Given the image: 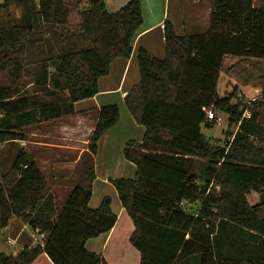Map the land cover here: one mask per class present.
Returning <instances> with one entry per match:
<instances>
[{
	"label": "trees",
	"instance_id": "16d2710c",
	"mask_svg": "<svg viewBox=\"0 0 264 264\" xmlns=\"http://www.w3.org/2000/svg\"><path fill=\"white\" fill-rule=\"evenodd\" d=\"M70 12L68 0L0 5V145L25 141L30 127L74 115L76 103L99 93L111 64L132 56L144 23L140 0L116 13L105 0H86L74 28ZM164 35V59L137 50L140 82L124 99L145 128L143 140L128 142L123 153L136 177L109 180L133 222L130 242L140 264H264V92L247 107L233 102L236 94L222 98L218 91L226 58L264 63V2L254 7L251 0H214L206 33L180 37L165 21ZM30 51L42 60L32 69L35 92L29 95L22 79L30 71ZM203 108L228 115L234 132L224 146L202 132L216 125ZM119 120L118 105L98 111L91 158ZM200 159L205 165L198 174ZM87 173L90 184L75 187L59 204L31 153H17L0 175V231L20 218L44 236L43 247L16 257L0 254V264H109L86 243L111 232L118 217L108 197L90 208L93 166ZM251 193L260 195L259 204H249Z\"/></svg>",
	"mask_w": 264,
	"mask_h": 264
},
{
	"label": "crops",
	"instance_id": "0c3cea01",
	"mask_svg": "<svg viewBox=\"0 0 264 264\" xmlns=\"http://www.w3.org/2000/svg\"><path fill=\"white\" fill-rule=\"evenodd\" d=\"M129 1L126 2L128 3ZM251 1L254 7H259L257 5L259 0ZM142 3L144 23L135 39L130 59L120 58L115 60L111 64L109 75L99 81V93L92 99L76 103V113L74 115L30 127L32 129L30 139L28 141L25 139V141L17 142L22 148L29 150L47 182L51 181L53 187L63 190L67 197L81 182H86L85 186L90 184L86 160L89 161V163L87 162L88 165L93 162V196L89 206L91 209L96 210L105 197H110L112 209L117 215L118 221L126 212L119 203L120 199L116 189L112 188L109 182L114 177H111L108 171L105 172L104 169H101V162L105 163V161H100L99 159L101 155L105 157L107 154L109 155V162L112 161V158L118 157L119 159L122 156V152L124 153V148L128 142H141L145 135V128L138 126L133 118L128 120L127 125L123 124L120 115L121 121L100 139L98 153L92 158V161L91 156L88 154V145L95 129L98 111L105 106L118 105L121 114V110L124 109L123 105H125L124 99L126 95L134 86L139 84L140 70L136 59L137 50L143 48L155 58H165V46L163 47L165 37L159 30L164 27V22L168 21L169 13L167 11L170 6V0L165 1L167 10L161 16L159 15L160 5L157 4V0H146V8L144 0H142ZM79 6L81 9L82 5ZM213 9L214 0H176L173 2L172 11L175 16H173L174 18H176L177 13L182 15L183 18L181 20H183V23H179L183 26V36H185L206 33L210 26V16ZM170 22L176 30V22L178 21L170 19ZM156 31L158 33L153 35ZM183 36L181 35L180 37ZM229 58H226V60ZM30 86L32 85L30 84ZM126 162L124 165H128ZM130 167L132 169L125 177L127 179H133L136 175V166ZM45 172L48 173L49 179H47ZM107 188L110 189V193L104 191ZM251 197L255 200V204L254 202L250 203ZM247 199L251 206L260 203V195L257 193L249 194ZM118 221L111 232L96 239H91L86 243V249L89 252L101 255L109 264L112 263L107 258L108 245L117 233ZM134 231V226L132 229L130 228V231L128 226L129 233L127 232V234L129 240ZM38 236L42 237L43 235L34 231L20 218H12L8 226L0 231V254L16 257L25 249L35 247V239H38ZM14 247L19 248L17 252L12 251ZM113 251L117 252L116 248ZM128 252L130 256L127 261L131 264H140L141 257L139 254L131 250Z\"/></svg>",
	"mask_w": 264,
	"mask_h": 264
},
{
	"label": "rangeland",
	"instance_id": "374dc122",
	"mask_svg": "<svg viewBox=\"0 0 264 264\" xmlns=\"http://www.w3.org/2000/svg\"><path fill=\"white\" fill-rule=\"evenodd\" d=\"M126 1H128V0H105V3H106L107 10L110 13H116L122 7V5L127 3ZM140 1H141V4H143L142 0H140ZM165 1L166 0H157V4L160 5V9H159V15L160 16L163 14L164 11L167 10ZM175 1L176 0H170V6H169V9L167 11L169 13L168 21L170 22V19H176V21H178V22H176L177 27H176L175 33L179 36H181V35L183 36L184 35V29H183V26H181L179 23V22H181V24L183 23V20H181L183 17L181 14H179V13L176 14V12H175L176 18H174L175 16H174V13L172 11L173 10V2H175ZM2 2H3V0H0V5L2 4ZM81 2H82L81 5L83 7L86 3V0H83ZM263 2H264V0H259L257 5L260 6L261 4H263ZM144 3H145V8H146L147 7L146 6V0H144ZM68 4L70 5V9H71L70 16H69V22H70L71 27L74 28L80 24V16L78 13L80 10V6H79L77 0H68ZM11 10L14 12L16 17H20L21 10L19 8H17L16 6H12ZM159 32H161V34L164 35V27L161 30H159ZM157 33H158V31L153 33V35L157 34ZM164 37H165V35H164ZM164 46H165V43H164L163 47ZM38 60H42V58L38 57V56L36 57L30 51L29 57H28V61H29V65H30V67L28 69H30V71L25 72L24 77L22 79V88L29 95L31 93L35 92L34 87L30 86V83L33 82V71H32V69L34 68V65L36 64V62H38ZM218 89H219L218 90L219 94L222 98L223 97H229L231 94H236V99H234L233 102L242 101L247 107H252L253 101L257 100L260 96H262L263 92H264V63H263V61L258 60V59H246V60H243L240 58L234 59L231 57L228 60H225L224 65H223V69H222L221 74H220V82H219ZM36 96H37L36 98H38L39 100L45 99L44 93H39ZM123 106H124L123 107L124 109L121 110L120 115H121V119L123 121V124L127 125L128 120H131V118H133V117L129 113V110L126 107V105H123ZM248 114H249V111H248ZM216 118L221 119V125H218L217 123H215L216 125L211 127V128L203 127V133L205 134V136L207 138L211 139L214 144L224 146L226 144V141L228 140L227 134H231L232 132H234V128L229 129V122H228V115L227 114H225L223 112H216ZM119 121H121V120H119ZM261 123L264 124V109L261 110ZM140 127L144 128L142 126H140ZM31 130L32 129L29 128V129H27V131H25V138L27 139V141L30 139ZM143 138H144V136H143ZM143 138H142V140H143ZM22 149H25L26 151L29 152V150L27 148H22L20 146V144H18V143H6V144L0 145V175L4 174L10 170L14 157ZM120 158L119 159H118V157L112 158V161L109 162V155L107 154V155H105V157H102V155H101V158L99 159L100 161L101 160L105 161V163L101 162L102 163L101 169H104L105 172L108 171L110 173L111 177H114L113 180L121 179V178L127 179L125 177L128 175V173L132 169L130 166H133V167L135 166V165H132V163L131 164L127 163L128 161L123 157V152H122V156ZM91 161H92V158H91ZM87 162L89 163V161L86 160L87 170L91 166H93V168H94L93 162H91V164H89V165L87 164ZM125 162L128 165H124ZM204 165H205V161L203 159H200L197 161L195 170L198 174ZM45 175L47 176V179H49L48 173H46ZM135 177H136V175H135ZM85 183L86 182H84V183L81 182L78 186L86 187ZM110 184H111V182H110ZM48 185H49V187L51 186L50 191L55 196V199H57L59 204H63L65 199L67 198L66 193L63 192V190L55 189L53 187L51 181H48ZM111 186H112V188L114 187L112 184H111ZM103 190H101V191H103ZM104 191H107V193H110V189H108V188ZM108 198H110V197H108ZM249 201H250V203H253L255 200L253 199V197H251ZM119 203L121 204V202H119ZM254 204H255V202H254ZM113 206H114V204H113ZM111 207H112V205H111ZM118 224H117L118 227L116 229L117 233H116L115 237L113 238L112 242H110L108 245L109 249L107 251V258L111 261L112 264H131L127 261L128 257L130 256V253L128 251H130V250L133 252L136 251L140 256V253L138 252V250L135 249L133 247V245L131 244V242L128 238L129 236L127 234L128 226H129V231H130V228L132 229V227L134 225H133L131 218L128 216L127 213H125V215L119 219ZM127 224H128V226H127ZM134 230H135V228H134ZM42 240H43V237L38 236V241L42 242ZM114 248H116L117 252L113 251ZM18 249L19 248L14 247V248H12V251L17 252Z\"/></svg>",
	"mask_w": 264,
	"mask_h": 264
},
{
	"label": "built area",
	"instance_id": "2783aa9c",
	"mask_svg": "<svg viewBox=\"0 0 264 264\" xmlns=\"http://www.w3.org/2000/svg\"><path fill=\"white\" fill-rule=\"evenodd\" d=\"M203 111L206 114L208 121H210V122L214 121L218 125H221V119L216 118V114H215L213 108H203ZM245 115L249 117L248 111L246 112ZM42 237L44 238V236H42ZM35 245L43 247V240H42V242H39L38 239L36 238L35 239Z\"/></svg>",
	"mask_w": 264,
	"mask_h": 264
}]
</instances>
